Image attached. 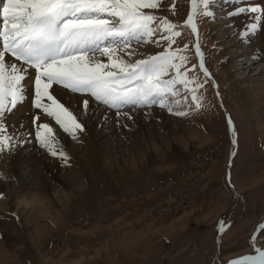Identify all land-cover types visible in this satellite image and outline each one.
Returning <instances> with one entry per match:
<instances>
[{"label": "rangeland", "instance_id": "374dc122", "mask_svg": "<svg viewBox=\"0 0 264 264\" xmlns=\"http://www.w3.org/2000/svg\"><path fill=\"white\" fill-rule=\"evenodd\" d=\"M217 9L210 7L211 17L197 15L198 37L178 29L182 35L173 46L189 45V67L197 65L195 75L204 84L198 93L203 107L187 109L186 117L158 105L112 109L54 86V95L84 126L73 138L32 106L28 88L24 102L5 118L17 138L29 142L0 153V264H226L255 255L256 247L264 250V128L247 112L234 83L256 69L230 77L223 54L230 41L211 30L222 18ZM190 10L191 0H162L155 14L182 25ZM197 39L207 77L198 69ZM141 45L132 60L148 49L161 51ZM258 76L263 83L264 72ZM34 114L55 129L67 162L21 135L34 134ZM186 129L198 137H187ZM42 185L49 186L51 215H39L32 196ZM23 190L32 203L25 222L16 210Z\"/></svg>", "mask_w": 264, "mask_h": 264}, {"label": "snow or ice", "instance_id": "6c2138e0", "mask_svg": "<svg viewBox=\"0 0 264 264\" xmlns=\"http://www.w3.org/2000/svg\"><path fill=\"white\" fill-rule=\"evenodd\" d=\"M211 3L191 0V10L181 25L155 14L162 8V0H0V153L29 142L18 139L17 130L5 122L6 115L24 102L29 87L32 106L73 138L84 126L54 95V86L88 95L117 110L126 105H158L186 117L190 114L187 109L202 108L203 97L198 93L204 84L195 75L197 65L189 67V45L173 46L182 35L178 29L189 28L198 37L196 17H211ZM175 9L173 2V14ZM238 12L254 14V22L242 33V39H247L264 21V7L240 8ZM133 43L155 44L161 51L132 60L137 54ZM195 55L199 71L209 76L198 39ZM82 104L86 113L89 101ZM32 123L34 134L28 130L21 135L34 138L52 156L67 162V154L57 148L51 124L43 122L40 114L32 116ZM259 227L264 233V223ZM254 251L255 255L228 264H264V250L256 247Z\"/></svg>", "mask_w": 264, "mask_h": 264}, {"label": "bare ground", "instance_id": "6f19581e", "mask_svg": "<svg viewBox=\"0 0 264 264\" xmlns=\"http://www.w3.org/2000/svg\"><path fill=\"white\" fill-rule=\"evenodd\" d=\"M212 5L218 7L217 10L220 12L218 15L222 18L211 25V30L214 35L220 34L222 40L226 37V40L230 41L223 51L226 62L225 64H231L230 77H234V74L242 71V69H245L246 71L248 69H256L255 73H252L251 75L244 74L242 77H235L236 79L234 83L235 88L238 89L246 102L245 109L248 113L255 114V120L257 121L258 126L264 128V82L262 83L263 79H260L259 76L257 77V75L264 72V21L260 22V27L254 34L250 35L247 39H242V33L247 29V26L250 23L254 22V14L249 12H238V9L240 8H249L252 6L264 7V0H212L210 7ZM142 46L144 45L140 44L134 47L137 54L133 57H139L138 53ZM147 47L149 46L147 45ZM151 50L152 49L147 50L146 56L153 54ZM142 52H145V50L142 49ZM120 54L123 55V53ZM235 62H239L240 64L237 65ZM150 111H153V109H146L145 112L149 113ZM156 111L160 113L162 112V110ZM138 118H140V116ZM184 133L191 139H195L199 134L194 129H186ZM97 137L98 136H96V138ZM110 148L111 150L115 149L114 147ZM92 149L94 150V153H96L93 147ZM22 180L24 184H27L25 179ZM48 188V185H42L39 188V193L37 192L38 194L34 193L32 195L34 199L38 201L39 215L42 216L51 215L49 204H46L49 201L46 194ZM17 197L18 203L16 210H20L21 218H23L22 222H25L30 212H32L31 209L27 210L25 207L28 206V208H31L32 203L27 201V193L25 191L18 192ZM22 203L25 205L23 209H20L19 205Z\"/></svg>", "mask_w": 264, "mask_h": 264}, {"label": "water", "instance_id": "95a60500", "mask_svg": "<svg viewBox=\"0 0 264 264\" xmlns=\"http://www.w3.org/2000/svg\"><path fill=\"white\" fill-rule=\"evenodd\" d=\"M231 260H232V259H231ZM229 261H230V260H229ZM229 261H228V262H229ZM228 262H227L226 264H228Z\"/></svg>", "mask_w": 264, "mask_h": 264}]
</instances>
